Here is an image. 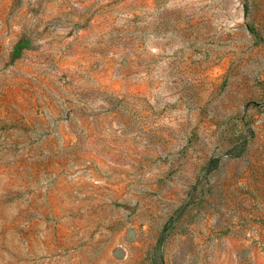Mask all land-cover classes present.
<instances>
[{"label": "rangeland", "instance_id": "rangeland-1", "mask_svg": "<svg viewBox=\"0 0 264 264\" xmlns=\"http://www.w3.org/2000/svg\"><path fill=\"white\" fill-rule=\"evenodd\" d=\"M0 264H264V0H0Z\"/></svg>", "mask_w": 264, "mask_h": 264}]
</instances>
